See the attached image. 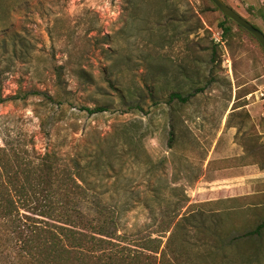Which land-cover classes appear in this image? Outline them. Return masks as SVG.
<instances>
[{"label": "rangeland", "instance_id": "rangeland-1", "mask_svg": "<svg viewBox=\"0 0 264 264\" xmlns=\"http://www.w3.org/2000/svg\"><path fill=\"white\" fill-rule=\"evenodd\" d=\"M224 1L264 33V0ZM223 18L210 0H0V145L54 148L128 243L177 262L183 236L219 234L208 264H264V233L227 244L264 221V50ZM248 163L257 192L222 197ZM175 210L185 229L161 232Z\"/></svg>", "mask_w": 264, "mask_h": 264}, {"label": "trees", "instance_id": "trees-1", "mask_svg": "<svg viewBox=\"0 0 264 264\" xmlns=\"http://www.w3.org/2000/svg\"><path fill=\"white\" fill-rule=\"evenodd\" d=\"M213 8L218 10L214 4ZM218 25L224 38L232 34L233 25L252 36L225 16ZM173 96L178 95L172 93L170 98ZM86 110L96 112L104 107ZM173 134L170 129L169 146ZM75 166L61 162L52 147L38 152L34 146L0 145V264H208L207 258L213 255L216 259L215 253L224 248L226 243L219 234L212 245L195 241L194 248L183 236L186 242L179 251L185 258L175 262L165 257L157 237L126 242L111 228L114 216L109 208L90 200ZM85 199L92 211L81 208ZM184 219L187 215L175 210L160 231L170 235L177 227L184 230ZM263 233L261 221L253 229L231 236L227 244L244 238L246 248L252 244L258 251ZM250 262L245 259L243 264Z\"/></svg>", "mask_w": 264, "mask_h": 264}, {"label": "crops", "instance_id": "crops-1", "mask_svg": "<svg viewBox=\"0 0 264 264\" xmlns=\"http://www.w3.org/2000/svg\"><path fill=\"white\" fill-rule=\"evenodd\" d=\"M241 170L242 171L235 173L232 177L223 179L230 181L231 184L223 185L224 188L221 193L222 197L224 198L246 197V196L254 195L257 192L256 190L252 189L251 185L253 182L251 180L255 178L258 174H260V172L258 173L257 170H255L254 168V164H250V163L241 166ZM228 191L230 192L228 193ZM262 192H264V190ZM262 209H263L262 204H254L251 202L245 203L243 205H235L232 207V210L236 212L255 211L257 213Z\"/></svg>", "mask_w": 264, "mask_h": 264}, {"label": "water", "instance_id": "water-1", "mask_svg": "<svg viewBox=\"0 0 264 264\" xmlns=\"http://www.w3.org/2000/svg\"><path fill=\"white\" fill-rule=\"evenodd\" d=\"M211 1L225 17L231 19L239 26L244 28L246 31H248L252 36H254L261 45L262 49L264 50V33L260 29L255 27L246 18H244L241 14L235 11L224 0H211Z\"/></svg>", "mask_w": 264, "mask_h": 264}]
</instances>
